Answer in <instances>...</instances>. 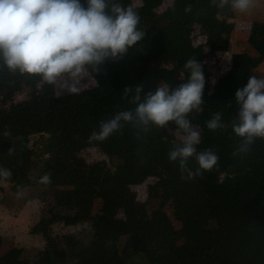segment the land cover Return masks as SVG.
Here are the masks:
<instances>
[{
  "label": "trees",
  "instance_id": "obj_1",
  "mask_svg": "<svg viewBox=\"0 0 264 264\" xmlns=\"http://www.w3.org/2000/svg\"><path fill=\"white\" fill-rule=\"evenodd\" d=\"M116 2L131 7L139 15L138 28L145 32V37L122 58L107 61L99 72L88 69L93 86L78 95L57 96L53 85L36 76L41 82L44 118L34 122L17 143L0 138V161L5 157L23 163L40 159L50 169L51 183L40 187L42 195L53 197V206L30 233L46 240L53 225L73 227L86 220L91 232L99 234L100 242L92 236L77 240L78 257L73 264H125L117 246L119 229L130 239L131 264H217L212 255H206V248L225 259L239 261L246 247L260 253L256 264H264V228L251 230L246 237L239 236L241 232L234 225L228 198L237 192L264 200V139L257 138L249 152L234 155L240 138L231 127L233 118L238 117L235 92L247 84L248 72L264 63V24L259 25L262 40L248 38L255 57L246 51L232 55L231 65L224 75L227 95L219 106L212 108V96L203 94V111L189 114L188 119L201 134L198 150L211 149L219 160L213 169L202 171L193 179H183L178 162L169 160V152L180 142L167 131V128H176L174 122L161 129L150 125L147 132L138 130L134 123H123L119 131L103 141L90 139L91 133L99 130L101 121L135 107L130 102L135 87L142 85L141 95L145 92L141 81L123 73L124 64L157 71L161 66L179 61L157 21L161 0H140L137 7L132 5V0ZM180 5L186 33L202 28L207 31V40L214 49L225 51L234 30L232 8L229 5L217 7L212 0H180ZM189 6L190 11H185ZM33 79L34 76L10 71L0 61V89L20 80L30 85ZM127 87L133 90L125 96L123 92ZM215 113L221 114L222 123L227 127L215 131L206 127V121ZM153 137L164 141L157 154ZM86 148H96L106 158L121 163L111 166L73 159L60 165L61 161H51L76 156ZM188 167L193 171L198 167L194 158L189 159ZM183 175L186 177L187 173ZM149 179L157 180L167 199H180L176 216L183 239L181 245L176 243L173 233L154 244L137 222L138 195L134 188ZM96 201L100 204L99 215L91 217ZM206 219L216 221L208 241L204 240ZM1 245L0 237V249ZM23 256L24 251L14 247L0 255V264H27ZM35 261V264H57L48 250L41 251Z\"/></svg>",
  "mask_w": 264,
  "mask_h": 264
},
{
  "label": "rangeland",
  "instance_id": "obj_2",
  "mask_svg": "<svg viewBox=\"0 0 264 264\" xmlns=\"http://www.w3.org/2000/svg\"><path fill=\"white\" fill-rule=\"evenodd\" d=\"M160 3L157 9V21L167 34L179 61L161 66L157 71L151 70L150 67L124 64L123 73L141 81L145 86L144 93L149 90L155 91L162 84L175 87L186 81L188 77V72L184 69L186 61L195 58L202 65L205 77L203 94L212 96V108L219 106L221 100L227 95L228 86L224 75L231 65L232 55L246 51L250 56H256L248 43V38L252 36L256 41L262 40L259 25L264 24V0H255V6L245 13L232 9L234 30L229 45L223 52L216 51L208 42L206 30L194 28L189 34L186 33L182 26L183 14L180 0H161ZM132 5L139 6L140 0H132ZM248 74L264 77V63L254 71H249ZM92 86L93 82L86 73L78 87L80 91H83ZM53 89L57 96L69 94L62 92L59 83L53 85ZM40 93L41 82L36 76L30 85L20 80L0 89V138L17 143L34 122L44 118ZM173 124L175 126V123ZM6 131L10 133L8 136L4 135ZM167 131L179 140V136L174 133L175 129L167 128ZM163 142V139L157 140L153 137L152 143L156 154L161 150ZM196 147L199 151L198 145ZM73 159H82L87 164L103 163L118 166L121 163L120 160L106 158L96 148H86L79 151L76 156L51 161H61L60 165H63ZM0 167L11 171L10 179L0 178V237L2 239L0 255L14 247L21 248L27 264H35L40 252L48 250L57 264H73L78 257L75 247L77 240L92 236L96 242H100L99 234L91 232L90 224L86 220L79 221L73 227L53 225L48 230L49 238L46 240L32 235L30 230L53 206V197L42 195L40 187L43 184L40 182L41 177L45 174L49 175L50 169L48 170L40 159L23 163L10 157L2 159ZM134 190L138 195L137 222L148 234L149 239L157 244L166 234L173 233L176 243L181 245L183 239L176 216L180 199L177 197L167 199L162 193L160 184L154 179H149ZM148 190H150L149 194ZM228 198L232 204L234 225L241 232L239 236L246 237L249 231L264 228L263 199L237 192L230 194ZM99 209V202H94L90 216L99 215ZM215 225V220H205V241L210 239ZM117 246L125 264H131L132 245L130 239L122 234L121 229L118 230ZM204 251L206 255H212L217 264H256L260 257L257 250L247 247L244 248L243 256L239 261L225 259L217 252L212 253L208 248Z\"/></svg>",
  "mask_w": 264,
  "mask_h": 264
},
{
  "label": "clouds",
  "instance_id": "obj_3",
  "mask_svg": "<svg viewBox=\"0 0 264 264\" xmlns=\"http://www.w3.org/2000/svg\"><path fill=\"white\" fill-rule=\"evenodd\" d=\"M212 3L220 8L229 5L241 13L255 6V0ZM185 11H190V6ZM139 22L131 7L116 0H0V61L12 72L39 76L47 84L59 83L62 92L78 95V85L88 69L99 72L107 61L122 58L145 37ZM184 69L188 77L175 87L162 84L143 95V86L135 87L130 102L136 107L101 121L90 139L103 141L123 123H134L138 130L147 132L150 125L161 129L174 122L180 142L169 152V160L178 162L182 178L193 179L213 169L219 157L211 149L197 151L201 134L188 119L190 113L203 111L202 65L190 58ZM132 90L127 87L123 94L127 96ZM235 101L238 117L233 118L231 127L240 143L234 155L249 152L257 138L264 139V77L250 75L247 84L235 92ZM206 127L215 131L227 125L222 123L221 114L215 113ZM191 158L198 166L195 171L188 167ZM0 178L10 179L11 171L0 167ZM40 182L50 184V176L45 174Z\"/></svg>",
  "mask_w": 264,
  "mask_h": 264
}]
</instances>
